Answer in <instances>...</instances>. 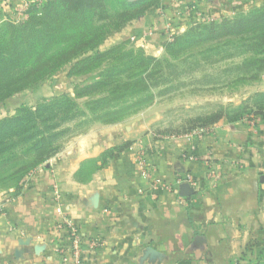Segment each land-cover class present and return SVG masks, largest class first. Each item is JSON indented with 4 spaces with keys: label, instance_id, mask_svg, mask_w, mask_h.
Masks as SVG:
<instances>
[{
    "label": "crops",
    "instance_id": "0c3cea01",
    "mask_svg": "<svg viewBox=\"0 0 264 264\" xmlns=\"http://www.w3.org/2000/svg\"><path fill=\"white\" fill-rule=\"evenodd\" d=\"M18 1L0 0V14H12ZM205 1L216 3L167 0L129 32L163 38L180 3ZM151 125L91 129L25 177L19 191L0 193V264H61L55 250L70 245L57 228L64 219L80 234L82 264H231L251 242L264 245V120H223L168 141L150 139ZM112 148L119 152L105 166L77 178L83 164ZM188 173L195 191L160 186ZM94 239L103 246L93 248Z\"/></svg>",
    "mask_w": 264,
    "mask_h": 264
},
{
    "label": "rangeland",
    "instance_id": "374dc122",
    "mask_svg": "<svg viewBox=\"0 0 264 264\" xmlns=\"http://www.w3.org/2000/svg\"><path fill=\"white\" fill-rule=\"evenodd\" d=\"M48 1L19 0L11 6L16 9L12 14L1 12L0 29L8 30L9 25L20 29L33 16L41 17ZM166 1L99 0L93 22L101 34L92 50L66 53L55 72L31 82L35 86L17 91L28 81L21 78L10 84V91L17 92L1 98L0 125L18 119L12 130L21 133L15 136L0 129V193L22 185L72 139L96 127L151 122L146 130L149 138L168 141L264 110V21L260 20L264 0L180 3V13L160 32L163 38L151 30L142 35L129 32L163 9ZM88 16L86 12L79 19L81 30L89 27ZM53 20H34L38 25L30 31L42 32L50 40L49 54L67 46L70 35L63 27L64 38L57 40V19ZM10 31L5 39L16 38L19 53L25 47V33ZM34 78L30 74L29 80ZM12 159L18 166L30 164L31 169L13 178L18 166L11 170L6 163ZM248 246L254 255L245 260V249L231 264L257 261L264 245L256 241Z\"/></svg>",
    "mask_w": 264,
    "mask_h": 264
},
{
    "label": "trees",
    "instance_id": "16d2710c",
    "mask_svg": "<svg viewBox=\"0 0 264 264\" xmlns=\"http://www.w3.org/2000/svg\"><path fill=\"white\" fill-rule=\"evenodd\" d=\"M125 2V1H123ZM139 3V2H138ZM137 3V4H138ZM99 0H51L44 4L41 11V17L33 16L31 18V22L26 23L20 29L12 27L9 25L8 28L15 30V32L25 33L24 43L25 47L21 52H17L18 42L16 38L10 37L9 39H5L6 35H12L10 29L3 30L0 29V83L4 82V84L0 85V100L1 98H9L11 95L15 94L17 91L24 90L26 86H35L31 85V82L38 83L45 74L51 75V72H55V66L62 61L64 55L66 53H73L76 49L82 48V51L92 50L93 43L96 42V38L101 34V31L96 27V24L93 22V17L95 15V10L99 8ZM139 5V4H138ZM86 12H89L88 16V24L89 27L81 30L78 22L81 17H83ZM57 19V31H55L58 35L57 40H63L64 34L62 33V28L66 27V31L70 33L69 41L67 46H64L61 50L56 52L55 54H49L50 48V40L45 39L42 32L36 31V33H31V30H35L34 28L38 25V23H32V21H54L53 19ZM260 20L264 21V13L260 16ZM50 33V32H49ZM53 37V34L51 35ZM33 40H36L33 44ZM27 58H31L27 63L24 61ZM97 61V60H95ZM95 61L83 63V66H88ZM32 74L35 78L30 81L29 77ZM27 79V83L20 84V87L17 91H10V84H17L15 81L19 79ZM106 84V83H105ZM104 85V84H103ZM37 86V85H36ZM3 96V97H1ZM62 107H60V110ZM260 110V109H259ZM250 116L249 120L253 121L257 118H262L264 120V110L254 111L246 115ZM245 117L238 118L233 121L228 122H239L243 120ZM18 119H11L8 122L0 125L1 128H5V130L18 135L21 131H14L12 128L16 126V122ZM27 137H24L26 139ZM2 140V139H0ZM119 152L117 148L109 149L105 152L98 161L87 162L82 165L81 170L77 174V178L81 181H86L90 178L92 172L96 169H100L105 166L109 159L113 158L115 153ZM6 163H9V167L11 170L16 169L18 166V161L15 159L6 160ZM12 163L14 165H12ZM37 161L34 162L35 165ZM30 164L18 166L13 174V178L24 172H27L31 169ZM1 168V167H0ZM0 172L2 170L0 169ZM5 182V181H4ZM15 191H19L21 189V184L16 185L11 188ZM252 246H248L244 253L243 258L246 260L251 255H254ZM259 258L264 257V250H261L258 254ZM257 257V258H258ZM255 259L257 261H253L252 259L247 260L248 264H264V259ZM244 261V260H243Z\"/></svg>",
    "mask_w": 264,
    "mask_h": 264
},
{
    "label": "built area",
    "instance_id": "2783aa9c",
    "mask_svg": "<svg viewBox=\"0 0 264 264\" xmlns=\"http://www.w3.org/2000/svg\"><path fill=\"white\" fill-rule=\"evenodd\" d=\"M2 3L9 4L12 0H1ZM207 129L200 130L197 133H204ZM189 160H194L193 156L187 157ZM141 165L145 168V174L150 175L149 169L146 162L142 161ZM197 181L194 176L190 173L185 174L181 177H176L173 182H167L161 184L162 188L173 190L174 187L187 186L192 191L197 189ZM180 203H185L184 197H180ZM58 230L66 231L70 245L68 248H57L55 251L60 256L61 264H82V239L76 228V226L70 223L68 220H63L62 225L57 226ZM90 245L95 248H101L103 246V241L101 239H94L91 241Z\"/></svg>",
    "mask_w": 264,
    "mask_h": 264
},
{
    "label": "water",
    "instance_id": "95a60500",
    "mask_svg": "<svg viewBox=\"0 0 264 264\" xmlns=\"http://www.w3.org/2000/svg\"><path fill=\"white\" fill-rule=\"evenodd\" d=\"M185 187H187V186H185Z\"/></svg>",
    "mask_w": 264,
    "mask_h": 264
}]
</instances>
